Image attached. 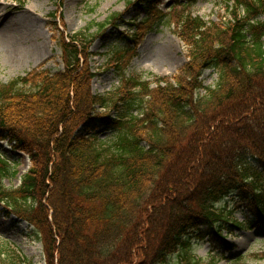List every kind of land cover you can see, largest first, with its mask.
<instances>
[{"label":"trees","instance_id":"1","mask_svg":"<svg viewBox=\"0 0 264 264\" xmlns=\"http://www.w3.org/2000/svg\"><path fill=\"white\" fill-rule=\"evenodd\" d=\"M231 1L225 23L184 19L188 61L175 81L126 77L135 33L110 94L92 91L89 42L77 36L57 41L63 69L0 84V142L32 163L7 188L18 170L0 152V206L35 229L44 264H212L189 237L225 256L223 224L244 227L219 204L234 200L252 229L264 222V0ZM137 3L149 29L168 22L151 15L157 0ZM210 68L214 87L202 79ZM0 264L34 263L8 250Z\"/></svg>","mask_w":264,"mask_h":264},{"label":"rangeland","instance_id":"2","mask_svg":"<svg viewBox=\"0 0 264 264\" xmlns=\"http://www.w3.org/2000/svg\"><path fill=\"white\" fill-rule=\"evenodd\" d=\"M136 1L0 0V32L8 36L0 42V84L35 71L48 73L63 69L57 41L61 35L66 39L77 36L84 43V40L89 42L90 54L95 53L88 63L90 72L95 73L90 80L93 92L110 94L121 82L113 65L119 61L118 57L127 55L133 33H138L140 39L125 59L126 77L139 75L152 82L158 78L175 81L188 61L187 47L180 35L184 19L200 16L207 22L222 24L230 20L228 7L232 6L230 0H194L186 2L187 6H182L184 0H157L151 15L159 11L169 19L149 29L151 21L145 20L147 14ZM136 18V27L129 29V23ZM13 42L17 53L9 55ZM212 71L205 70L202 75L205 86L214 87L219 80L218 73ZM96 133L101 140L113 138V133L104 127ZM0 152L18 170L16 177L4 180V185L18 187L32 165L29 156L14 153L6 142L0 143ZM218 207L225 211L227 218L244 225L235 229L230 223L223 224V235L234 247L224 256L221 250L213 251L208 240L201 241L193 234L189 237L193 254L212 264H264V222L251 229L254 218L245 210H237L238 205L231 199ZM8 250L18 251L34 264L45 263L43 245L37 240L35 229L25 221L16 222L15 217L5 215L0 206V254Z\"/></svg>","mask_w":264,"mask_h":264},{"label":"bare ground","instance_id":"3","mask_svg":"<svg viewBox=\"0 0 264 264\" xmlns=\"http://www.w3.org/2000/svg\"><path fill=\"white\" fill-rule=\"evenodd\" d=\"M1 34H0V42H4V40L5 39H8V36H7V34H5L6 32H0ZM11 45V49H10V53H9V55L10 54H16L17 53V49H16V47L14 46L15 45V42H13L12 44H10Z\"/></svg>","mask_w":264,"mask_h":264}]
</instances>
